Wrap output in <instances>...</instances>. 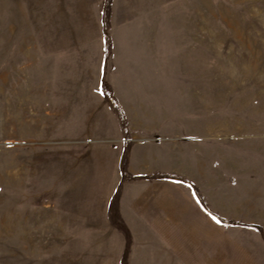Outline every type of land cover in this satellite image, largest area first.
<instances>
[{
	"label": "rangeland",
	"instance_id": "374dc122",
	"mask_svg": "<svg viewBox=\"0 0 264 264\" xmlns=\"http://www.w3.org/2000/svg\"><path fill=\"white\" fill-rule=\"evenodd\" d=\"M95 2L0 0V264H123V136L100 115L103 59L135 170H173L217 216L261 227H227L170 183L172 233L129 212L128 264H264V0H162L147 54L117 62L147 83L100 57Z\"/></svg>",
	"mask_w": 264,
	"mask_h": 264
},
{
	"label": "crops",
	"instance_id": "0c3cea01",
	"mask_svg": "<svg viewBox=\"0 0 264 264\" xmlns=\"http://www.w3.org/2000/svg\"><path fill=\"white\" fill-rule=\"evenodd\" d=\"M103 2L104 0H96L95 2V7L97 11V23L99 26L98 43H99V51L101 54L100 57L102 58L104 52V31H103V20H102ZM158 7H159V11H158ZM161 9H162V0H114L113 1L110 34L113 40L114 65L117 67L115 68L114 71H120V73H122V75L127 78H139L140 80L145 79V82L147 83L146 79L147 77H149V74H148V70L145 67L143 69L141 68L119 69L117 66L118 65L117 62L123 59L126 63L133 62V64L135 63L137 66L139 60L142 59V57H140V53L144 51V53L147 54L148 52L147 46L150 43L151 44L154 43L153 42L154 38L152 37L153 29L155 28L154 24L158 20L161 21V16H162ZM142 46H144V50H142ZM120 52L123 53V57L119 56ZM145 61L147 60L143 58V66L145 65ZM103 63H104V59L100 61L102 67L98 74L97 89L100 98L106 101L101 91L102 81L104 78H106L104 74ZM106 80L112 86L115 97L117 98L124 112L127 115L126 105L123 103L119 95V89L116 81L115 80L109 81L107 78ZM129 82L131 84L132 82H134V84L136 83L133 79L129 80ZM104 110L105 111H103L100 115L101 117H103L102 120H105L103 123L105 127L106 126L110 127V125L112 124L113 130L122 131L119 118L108 103L105 104ZM130 123L131 122L129 121V124ZM130 128L132 131L131 134L132 147L130 151L129 172L132 175L139 176V175H148L154 173H166V174H177L179 176H182L173 170L170 171L164 168H156L147 172L136 171L134 167V163H135L134 136L135 135L133 134L134 128L131 124H130ZM122 136H123V131H122ZM94 139L99 140L98 138H94ZM100 140H104V138L103 139L100 138ZM123 147H124V137H123L122 151L121 153L120 152L117 153V162H116L120 184L122 183L121 158L123 153ZM182 177L192 181L191 179L185 176ZM170 183L181 184L186 188H188L186 185L180 182L164 181V180L127 181L123 184L126 191L124 193V198H123L125 199V203L122 209V214L126 225L131 230L133 235H135L133 231L134 225L131 223L129 219L128 216L129 212L131 214L133 213L139 214V216H141L139 220L141 221L145 220L147 222V225L150 227V229L151 230L153 229V231H155L154 233H152V235L155 237L163 238L165 236V233H172L169 230L165 231V229L168 227L169 223L173 224L174 222L173 216L174 213L178 212V208H175L174 210V208H170L167 204H165L164 192H163L165 185H169ZM193 183L197 186L195 182ZM127 189H131L133 191V195H131L130 198H128ZM189 191L191 192L190 189ZM191 194H192V198L197 203L192 192ZM127 199L129 200L126 202Z\"/></svg>",
	"mask_w": 264,
	"mask_h": 264
},
{
	"label": "trees",
	"instance_id": "16d2710c",
	"mask_svg": "<svg viewBox=\"0 0 264 264\" xmlns=\"http://www.w3.org/2000/svg\"><path fill=\"white\" fill-rule=\"evenodd\" d=\"M114 0H104L103 2V9H102V20H103V31H104V56L105 59H110L113 55V40L110 34L111 30V17H112V5ZM102 94L105 97L106 102L111 106V108L114 110V112L117 114L121 128L123 131V137H124V147H123V153L121 158V176H122V183H125L127 181H155V180H164V181H174V182H180L184 185H186L191 192L193 193V196L197 203L199 204L200 208L210 217H215L214 220H217L219 223L227 226V227H255L247 225L241 221H237L234 219H226L221 218L217 216L210 208L205 196L202 194L201 190L198 186H196L192 181L179 176L177 174H166V173H154V174H148V175H139L134 176L129 172V161H130V151L132 147V138H131V128L130 124L127 118L126 113L124 112L121 104L117 100L114 94V90L110 83L106 80V78L102 81L101 86ZM119 192L116 193L114 201L111 204L110 207V213L113 212V207L115 204V201L117 202L119 199ZM113 218V224L120 228L122 231H124L128 242L126 245L125 253L123 256V264H128V257L130 254V248L132 246V234L128 226L124 221L117 220L115 214L112 216ZM121 219V217H120ZM255 229H261V227H255Z\"/></svg>",
	"mask_w": 264,
	"mask_h": 264
},
{
	"label": "snow or ice",
	"instance_id": "6c2138e0",
	"mask_svg": "<svg viewBox=\"0 0 264 264\" xmlns=\"http://www.w3.org/2000/svg\"><path fill=\"white\" fill-rule=\"evenodd\" d=\"M215 219V217H213Z\"/></svg>",
	"mask_w": 264,
	"mask_h": 264
}]
</instances>
